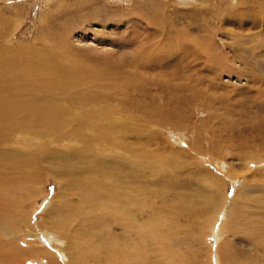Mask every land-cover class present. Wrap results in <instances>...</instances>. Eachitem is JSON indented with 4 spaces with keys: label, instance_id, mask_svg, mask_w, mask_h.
<instances>
[{
    "label": "rangeland",
    "instance_id": "374dc122",
    "mask_svg": "<svg viewBox=\"0 0 264 264\" xmlns=\"http://www.w3.org/2000/svg\"><path fill=\"white\" fill-rule=\"evenodd\" d=\"M155 3L163 6L159 11L161 13L163 11V14L159 13L163 20L162 23L158 22V25L165 23L164 25L169 27L172 24L170 22H177L178 19L183 18L186 22H192L194 27L201 28L200 31L192 32V30H189V34H192L191 37L196 35L212 41L210 40L211 44L207 47L201 46L200 52L195 54L193 53L194 48L191 46L193 42L186 39L190 44V51L189 49L187 50V54L184 55V60L186 61L182 64L184 69L182 76L185 74V77H183L184 81L182 80L184 88L180 92L183 93L184 101L179 104L181 111L174 113L173 116H168L162 110L163 115H159V117L157 115L156 117L155 112L158 109H151L152 114H148L147 110L143 111L148 106L143 105L142 101L145 99L149 100L146 98L149 95L151 105L161 101L158 106L170 110L173 109L174 101L172 99L177 92L175 75H177L178 70L176 61H174L177 59L175 52L170 50L167 58H161V65L163 66L154 65L149 70H139V74H142L138 75L139 77H151L139 78L135 85L136 87H128L126 89L128 91L125 97L127 104L124 106L129 108L133 105L137 114L135 113L136 116L129 115L134 120H127V133L133 134L124 143L133 142L136 148L138 147L137 154L147 162L156 163V165L163 164L162 166H164V163L169 164L167 161L172 158L174 162L179 164L175 169H179L181 166L178 172L174 171L175 176L173 175L178 184H175L176 186L172 185L173 189L171 186L169 188L165 186L167 189L158 192L159 196H165L168 193V201L163 202L157 198L154 201L156 205L164 207L159 208L160 210H165L163 212L164 218L171 215L169 209L170 207L172 209V204H174V207L175 205L178 207L181 205L182 207H179L181 211L185 204L186 209L188 206L195 207L197 211L196 217L202 220L209 214L208 200L214 202L213 206L219 207L220 204L228 206L229 202L234 197H237L236 201L240 204L238 203L236 208L237 231L234 235L235 240H233L235 241L234 247L238 254L237 260L239 261L237 262L242 264L248 260L251 253L256 254L251 251H256V248L250 243V239L246 237L255 236L260 241H264V0H0V52L14 54L16 51V54L22 55L23 63L28 62V60L25 61L28 57L30 59L43 57L46 58L50 65L49 67L53 71L66 72L70 73V75H73L71 72L75 71V69L86 72L100 66L109 72L113 69L110 66L112 63L125 68L128 64L127 59L134 58L136 53L140 51L139 47L141 44L143 45L145 38L150 32L154 29L152 34H157L154 26L155 22L153 23L154 25L150 22L151 20L154 21L152 19L151 5L154 6ZM131 5L135 6L132 11L130 10ZM117 8L123 10V12H120ZM259 8L262 10L263 18L258 14ZM59 32H65L63 36L61 35V37L65 38L61 45L59 44L61 42ZM153 41L157 42L158 37H155ZM233 41L236 42L234 43ZM244 46L247 47L245 48ZM207 49L208 51H206ZM205 54L209 55V57L212 55V58L216 60H211L208 56L204 57L206 56ZM192 59H195V67H193L194 62ZM123 60L125 61L123 62ZM121 61L125 64L120 63ZM242 61L244 65L240 63ZM166 62H169L170 65L165 64ZM189 62L193 65L189 64ZM189 66L193 67V70ZM195 68H198L197 72ZM174 69H176V73L172 74ZM186 69L188 71H185ZM169 72L171 73L170 76ZM190 73H192V76ZM194 73L196 75H193ZM173 75L175 76L174 78ZM164 78L166 80H161ZM128 83H131V81L129 80ZM166 88L168 90L172 88L171 92L167 91ZM60 97L63 99H60ZM132 99L138 100L140 104L135 105L134 102H131ZM59 100L62 103L64 102V106H68V103L65 102L67 101L66 95L59 96ZM82 105L80 104L79 106L77 104L76 106L74 104L73 113L75 118H72V124L69 127L75 130L79 138L84 136L94 138L96 134L94 137L91 136L92 132H96V125L88 127L90 124L86 120L88 112L94 106L87 105V107L84 104ZM128 112L124 113L125 117ZM97 118H101V116ZM154 120L158 123L153 122ZM76 122L77 124H75ZM95 122L96 120L93 119V123ZM165 128L168 130H165ZM20 137L25 138V136ZM72 142L69 144L74 143L76 145L80 143V140ZM23 145L15 147H20V150H24ZM207 146L212 147L210 149ZM198 149H201V151ZM151 157H153L152 161ZM214 160H216L215 162L219 161L217 163L221 165L220 169L223 168L225 176L222 178L219 192H211L214 185H209L208 183L211 181L212 176L209 171L215 168L211 165ZM247 160L250 164H247ZM58 162H51V165L48 161L45 163L46 168L40 171L42 182L40 181L39 183L37 181L35 183L33 173L28 175L24 172H16V176L25 181L20 183V189L15 188V193H17L18 197L30 195L29 192H33L34 188L40 191L36 204H33V196L27 199L28 202H25L27 208L23 210L24 217L18 219L21 221V227L26 232L28 230L30 232L31 228L38 230L41 222L45 221L44 219L42 220L40 215L44 214L42 212L45 208L52 207L51 202H53L55 210L61 212L68 211L64 204L72 207L73 203L76 202L77 196L74 194L70 195V193L78 190L77 183H75V186H72V183L70 184L69 182L65 185L63 184L65 178L60 179L51 175L50 169H55L53 171L59 170L60 165ZM23 169L25 170L26 168L24 167ZM228 170L231 171V174L227 173ZM210 174L211 176H209ZM234 175L237 176L236 180H234L235 182L232 179ZM81 177L83 176L80 175L79 179ZM169 180L173 181L171 178ZM84 181L86 180L84 179ZM243 184H245L242 190L243 198L239 195H234L236 190ZM63 185L65 186L62 189ZM26 186L27 194H24V192L19 193V191H25ZM104 187L108 189L107 186ZM158 187L156 184L148 185L147 189H157ZM173 191L175 192L173 193ZM170 193H173V195L171 196ZM177 193L180 196L178 195L177 197ZM148 197L147 199H149ZM70 199L71 202H65ZM83 200H85V197H83ZM215 202L217 203L216 205ZM80 204L77 202L74 208ZM86 207L80 206L79 211H85ZM91 207L95 210L97 216L93 222L92 231L94 233H102V240L107 239L115 245L114 234L116 233V226L114 223H109L111 218H108L113 215L107 213L103 205L99 207L91 205ZM16 211L15 213H19ZM185 213L183 218H188V225L186 226L185 223L186 218L179 219L183 223L181 224L180 234L185 237V241L182 245L173 246L174 249L176 248L179 251V256L175 255L173 260L178 262V264H213L215 256L214 254H211L213 256L207 255V249L208 247L212 248V250L215 249V241L207 235L205 239L202 231L197 235L204 239L201 241L200 239L197 241L190 239L193 235L191 228L194 227L195 222H192L191 225V211L189 213L185 211ZM187 214H189V217ZM27 217H29L28 220ZM105 217L108 219H105ZM31 223L32 227L30 226ZM45 224L49 225L47 222ZM184 224L187 229L183 228ZM50 226L59 231L52 224V220H50ZM108 230L113 235L107 236L105 233ZM38 235L42 236L41 231L38 232ZM28 240L32 241L33 239L30 237ZM91 241L92 239L89 238L88 242ZM29 263L26 262L24 264ZM248 263L264 264V252H262L260 258L259 256L253 260L250 258ZM79 264H116V260L111 257L102 258L99 262L84 260Z\"/></svg>",
    "mask_w": 264,
    "mask_h": 264
},
{
    "label": "bare ground",
    "instance_id": "6f19581e",
    "mask_svg": "<svg viewBox=\"0 0 264 264\" xmlns=\"http://www.w3.org/2000/svg\"><path fill=\"white\" fill-rule=\"evenodd\" d=\"M134 7V5H131L130 10L132 11ZM161 8H163L161 4L155 3L154 6L151 5L152 19H154V21L151 20L150 22L152 25H154L153 23L155 22L154 26L157 34H152L154 29L150 32L145 38L143 45H139L140 51L136 53L134 58L127 59V69V66L123 68L120 67V65H113L112 63L110 66H112L113 69L109 72L100 66L86 72L75 69V71L71 72L73 75H70V73L66 72L61 73V71H53L49 67L50 65L48 61H46V58L43 57L34 59L28 57L26 60L24 59L25 61L28 60V62L23 63L22 55L16 54V51L14 54L0 52V264H24L26 262H30L29 264H79L84 260L99 262L102 258L111 257L116 260V264H178V262L173 260V257L175 255L179 256V251L176 248L174 249L173 246L182 245L185 241V237L180 234L181 224L183 223L179 220H182L185 211L188 213L191 211V225L192 222H195L194 227L191 228L193 235L190 239L193 241L200 239L201 241L208 236L212 237L215 241L214 251L209 247L207 249V255L214 254L215 264H241L237 262L239 261L237 260L238 254L234 247V235L237 231L236 208L239 203L236 201L237 197H234L233 200L229 202L228 206L226 204H220L219 207L213 206L214 202L208 200L209 214L202 220L196 217L197 211L195 207L188 206L189 208L187 207L186 209L185 204L182 211L181 208L179 209L181 205L179 207L175 205L174 207V204H172V209L171 207L169 209L171 215L164 218L163 212L165 210L159 209L164 207L162 205H156L154 201L156 198L163 202L168 201V193L165 194V196H159L158 192H162V190L170 186L173 189L172 185L178 184L173 175L174 171L178 172V170L181 169V166L179 169H175L179 164L174 162L172 158H169L167 161L169 164L164 163V166H162L163 164L156 165V163L147 162L137 154L138 147L136 148L133 142L124 143V141L128 140V137L130 138L133 134L127 133V120H134L130 118L129 115L136 116L135 113L137 114L133 105L129 108L125 107L127 104L125 97L128 94L126 89L128 87H136L135 85L139 78L151 77H139L138 75H142L139 74V70H149L151 67H154V65L163 66L161 65V58H167L170 50L175 52V57H177V59L174 58V61H176L178 70L177 75H175L177 82L173 79V81L176 82L177 90L172 99V101H174L173 109L170 110L158 106V104H161V101L151 105V99L148 97L149 95L146 96L149 100L145 99L142 101L143 105L148 106L143 110H147L148 114H152L150 111L151 109H158V111L155 112L156 117L157 115L158 117L159 115H163L162 110L168 116H173L174 113L181 111L179 104L184 101L183 93L180 92V90L184 88L182 80L183 77H185V74L182 76V71L184 70L182 64L186 61L184 60V55L187 54V50L189 49L190 51V44L186 39L193 42L191 46L194 49L191 48L194 50V52H192L195 54L200 52L201 46L207 47L212 41L211 39L210 41L209 39L196 35L195 37H191L192 34H189V30L194 32L196 30L200 31L201 28L198 29L196 26L195 28L192 22H186L183 18L180 20L177 18V22H170L172 24L170 26L167 25L169 27H166L164 25L165 23L158 25V22L162 23L163 20L160 15L163 14V11L162 13L159 12ZM117 9L123 12V10ZM107 10L109 9L107 8ZM258 14L263 18V13L260 8ZM64 34L65 32H59L60 37ZM155 37H158L157 42L153 41ZM64 39V37H61L60 45ZM240 42L242 41L240 40ZM206 51H208V49ZM207 56L209 57V55L204 57ZM198 57L200 56L198 55ZM209 58L214 61L216 60L212 58V55ZM192 60L194 62L193 67H195V59ZM124 61L125 60H123V62ZM123 62L121 61L120 63ZM240 63L244 65L243 61ZM165 64H169V62ZM189 64L192 63L189 62ZM189 67L191 69L193 68L191 66ZM189 67L188 69H190ZM198 68H195L196 72ZM165 69L168 68L165 67ZM175 70L176 69L173 70L172 74L176 73ZM185 71L188 70L186 69ZM165 72L163 73L165 74ZM170 72L169 76L171 75ZM195 73L193 75H196ZM191 74L192 73H190V75ZM151 75L153 74L151 73ZM190 75L188 76L190 77ZM175 76L173 75V78ZM128 79L131 83H128ZM161 80L166 79L164 78ZM134 90L136 89L134 88ZM170 90H172V88H170ZM170 90L167 89V91ZM61 95L67 96V101L65 102L68 103V106H64V102L62 103L61 100H59V96ZM60 99L63 98L60 97ZM135 100L132 99L131 102H134L135 105H139L140 102ZM127 101L129 102V100ZM74 104H76V106L77 104H79V106L80 104L94 106V108L90 109L88 112V118H86V120L89 122L87 123L90 124L88 127H92L94 124L96 125V132L91 131L93 133L91 137H94L96 134V138H90V136L86 137L84 135L83 138H79L75 130L69 127L70 124H72V118H75V114L73 113ZM125 112H128L126 117L124 115ZM84 113H82V115H84ZM98 116H101V118H97ZM93 119L96 120L95 123H93ZM153 122H155V120ZM75 124H77V122ZM165 130L168 129L165 128ZM173 130L178 131L175 129ZM20 136H25V138ZM79 140L80 143L74 145L73 142ZM71 141H73V144H69ZM21 144H24V150H20V147H15ZM208 147L209 146H207V148ZM211 147L212 146L209 148L211 149ZM187 149L189 148L187 147ZM201 149L198 150L201 151ZM152 159L153 157H151V161ZM47 161L48 163L50 162V165L51 162L55 163L56 161H61L58 162L60 167L56 164L59 167L58 171H53L55 169L50 170L52 172L51 175L54 177L60 179L65 178L63 184L67 185L66 183L69 182L70 184L72 183V186H75V183H77L76 186L78 190L74 191V193H70V195L74 194L77 196L76 202L73 203L72 207L64 204L68 210L67 212L55 210L53 202H51L52 207L45 208L42 212L44 214L40 215L42 220L44 219L45 221L41 222L38 230L36 228H31L30 232L29 230L26 232L23 227H21V221L18 219L24 217L23 210L27 208L25 204L27 199L33 196L34 200H31H33V204H36L40 191L34 188V190L31 189L33 192L28 191L30 195L18 197V195H16L17 193H15V188L20 189V183H24L25 181L17 177L16 172H24L28 175H32L33 173L35 183L36 181L39 183L42 179L40 171L46 168L45 163ZM215 161L216 160L211 162V165L215 168L211 170L212 172L209 171L212 176L211 174L209 175L211 176V181L208 183L209 185H214L211 192H219L224 176L223 168L220 169L219 167L221 165L217 163L219 161ZM248 162L247 160V164H250ZM24 167L26 168L25 170L23 169ZM227 173L231 174V171L228 170ZM80 175L83 176L80 178L81 180L79 179ZM232 177L233 181L237 178L235 175ZM169 178L173 181H170ZM84 179L86 181L83 182ZM154 184L159 187L157 189H147L148 185ZM65 185L62 186V189ZM179 185L181 186V184ZM244 185L245 184L241 185L234 195H239L243 198L242 190ZM104 186H107L108 189ZM165 186H167V188ZM175 191H173V193ZM22 192L27 194V186L25 191H19V193ZM173 193H170L171 196ZM178 195L177 193L176 196L178 197ZM147 196H149V199H147ZM83 197H85V200H83ZM65 202H71V199ZM77 202L81 204L74 208ZM216 204L215 202V205ZM91 205H95L96 207L103 205L106 208V212L113 215L108 218H111L109 223H114L116 226V233L114 234L116 239L115 245L107 239L102 240V233H94L92 231L94 227L93 222L97 216ZM80 206H87L86 210L79 211ZM15 210L19 213H15ZM187 215L189 217V214ZM108 218L105 217V219ZM28 219L29 217H27V220ZM50 220H52V224L60 232L50 226ZM46 222L49 223V225L45 224ZM185 223L187 226L188 218H186ZM30 226L32 227V223ZM183 228H185V224ZM40 231L42 236L38 235ZM201 231L203 232L204 238L197 235L201 233ZM105 234L107 236L113 235L110 230L106 231ZM30 237H32V241L28 240ZM89 238L92 239L91 242H88ZM246 238H249L250 243L256 248V251L251 250L256 254L251 253L248 260L242 264H250L248 263L250 258L252 260L256 259L257 256L260 258L262 252H264V241H260L255 236Z\"/></svg>",
    "mask_w": 264,
    "mask_h": 264
}]
</instances>
